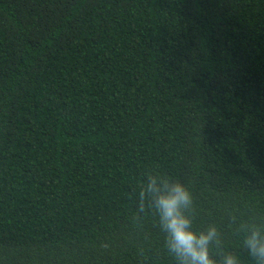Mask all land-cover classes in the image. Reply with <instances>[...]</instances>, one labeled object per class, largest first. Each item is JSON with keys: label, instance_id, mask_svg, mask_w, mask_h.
Wrapping results in <instances>:
<instances>
[{"label": "trees", "instance_id": "1", "mask_svg": "<svg viewBox=\"0 0 264 264\" xmlns=\"http://www.w3.org/2000/svg\"><path fill=\"white\" fill-rule=\"evenodd\" d=\"M252 264L264 221V0H0V264H174L146 173Z\"/></svg>", "mask_w": 264, "mask_h": 264}, {"label": "clouds", "instance_id": "2", "mask_svg": "<svg viewBox=\"0 0 264 264\" xmlns=\"http://www.w3.org/2000/svg\"><path fill=\"white\" fill-rule=\"evenodd\" d=\"M145 175L136 195L133 220L156 218L174 264H241L237 254L224 251L223 234L216 225L194 228V198L182 183L159 173ZM232 226L243 234V246L252 264H264V221L242 220L230 214Z\"/></svg>", "mask_w": 264, "mask_h": 264}]
</instances>
